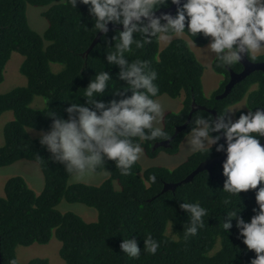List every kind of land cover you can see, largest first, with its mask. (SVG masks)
<instances>
[{
  "label": "trees",
  "instance_id": "16d2710c",
  "mask_svg": "<svg viewBox=\"0 0 264 264\" xmlns=\"http://www.w3.org/2000/svg\"><path fill=\"white\" fill-rule=\"evenodd\" d=\"M28 6L47 8L43 17L48 28L43 35L30 27ZM92 26L87 6L82 4L73 9L67 0H0V84L4 81L5 69L13 53L24 57L21 73L28 81L26 86L0 94V116L6 112L14 115L3 131L0 168L19 161L34 162L41 168L45 181L40 195L22 176L12 177L5 183L4 196H0L2 264H9L12 258H16L18 247L46 245L53 237L62 244L60 256L64 264H250L254 252L247 250L236 238L235 227L232 233L222 229L223 216L226 215V209L220 202L225 179L222 163L216 165L212 172L200 173L192 182L182 184L175 191L163 192L165 184L182 182L202 162L224 156L215 151V146L207 156L192 154L176 169L151 167L143 170L138 161L130 175L122 176L114 162H109L97 172L109 173V179L99 186H92L69 185L72 175L65 171L63 165L53 162L50 153L39 144L37 133L47 129L52 122L48 115L57 111L66 118L63 109L70 106L69 102L84 101L81 97L83 87L96 71L106 68L113 79H117L119 68H109L104 62L107 45L103 36L90 49L97 38ZM114 34V30L109 31V38ZM191 39L198 46L208 43L202 36ZM135 55L151 60L158 70L160 96L184 97L182 110L169 112L163 119L164 129L172 136L177 127L187 122L193 101L217 112L244 99H248L249 107L264 106V80L261 77L260 89L250 92L248 97V89L257 81L253 77L251 82L244 81L234 88L223 100L216 99L223 87L212 97H207L203 90L205 67L183 38L173 39L163 49L159 41H154L137 50ZM55 66L59 68L56 70ZM216 71L221 75L225 72ZM112 83L115 88L110 87L105 93L108 95L106 100L113 98L112 92L123 82L114 80ZM36 97L44 100L42 109L32 108ZM199 112L211 114L205 110ZM189 125L173 139L169 148L154 150L156 143L166 140L145 141L144 152L149 157H156L161 151L178 153L190 131ZM31 128L34 131L28 132ZM152 174L157 176V181L154 184L149 182L146 187L145 182ZM241 197L239 204L244 205L242 215L250 219L252 208L256 206L255 194L249 191L241 193ZM185 198L190 202L199 200L209 209V215L204 218L205 227L187 240L184 239V230L188 227L189 218L179 208L183 201H178ZM63 201L95 209L98 220L88 223L75 213L60 212L58 206ZM148 234L161 241L156 255L142 253L139 260H132L123 254L120 243L124 238L133 236L143 249L144 237ZM20 264H49V261L37 258Z\"/></svg>",
  "mask_w": 264,
  "mask_h": 264
},
{
  "label": "clouds",
  "instance_id": "9594fccd",
  "mask_svg": "<svg viewBox=\"0 0 264 264\" xmlns=\"http://www.w3.org/2000/svg\"><path fill=\"white\" fill-rule=\"evenodd\" d=\"M73 9L85 5L93 22L94 35L102 34L107 45L104 62L119 68L117 79L106 68L96 71L81 97L63 111L51 112V124L37 133L39 144L50 153L53 162L63 165L76 178L97 173L109 162L122 176L132 173L144 155L145 141L167 140L173 136L161 120L160 74L149 59L136 56L154 41L170 43L184 38L191 50L197 48L191 37L208 41L203 48L215 66L231 69L245 59L264 57V0H67ZM175 6L172 11H161ZM109 25L114 35L109 38ZM122 26V29L119 27ZM114 41V43H113ZM123 82L105 99L113 81ZM80 99V98H79ZM241 101L240 103H243ZM238 104H228L217 115L193 116L185 136L190 152L207 156L213 151L224 154L222 175L225 178L220 198L226 215L222 229L241 240L254 252L250 264H264V106L247 111ZM34 131V128L28 130ZM223 141V142H222ZM152 174L146 187L156 183ZM253 191V215L245 219L241 193ZM179 203L189 218L184 239L198 235L205 227L209 209L199 200ZM235 221V224L233 223ZM161 241L151 234L144 237L143 249L133 236L123 239L120 249L129 259L139 260L142 253L156 255ZM9 264H20L12 258Z\"/></svg>",
  "mask_w": 264,
  "mask_h": 264
},
{
  "label": "rangeland",
  "instance_id": "374dc122",
  "mask_svg": "<svg viewBox=\"0 0 264 264\" xmlns=\"http://www.w3.org/2000/svg\"><path fill=\"white\" fill-rule=\"evenodd\" d=\"M47 8L40 7H27V18L30 27L37 33L43 35L48 28V23L43 17V13ZM178 39V38H177ZM184 39V38H183ZM171 43V42H170ZM161 49L167 47L169 43L160 42ZM47 43H45V46ZM207 45V44H206ZM205 45V46H206ZM205 46H198L192 49L196 54L198 60L204 65L205 71L203 75V90L207 97H212L216 91L221 78L212 70L213 60L211 57H206L203 53ZM24 62V57L18 53H13L9 62L7 63L4 81L0 84V94H5L17 87H23L27 85V78L21 73V66ZM59 66H55L57 70ZM183 99L181 96L178 99H172L167 95L161 96V102L164 105V115L161 120L163 126L164 116L169 112H180L183 108ZM244 99L243 101H245ZM246 104V103H245ZM243 103L238 104L243 107ZM34 109H42L44 106V100L41 97H36L31 104ZM14 118L12 112L3 113L0 116V145L4 143L3 131L8 122ZM192 152L187 147L186 139L182 141L179 152L176 154H169L165 151H161L156 157H149L144 152L143 157L139 161L143 170L151 167H165L168 169H176L182 165ZM22 176L29 187L37 194L40 195L45 186L44 176L39 165L30 161H19L11 166L0 168V196H4V186L8 179ZM110 177L109 173H94L82 178L71 177L69 185L87 184L92 186H99L103 184ZM58 210L62 213H75L83 218L88 223H93L98 220V212L95 209L89 208L83 204H72L67 201L61 202L58 206ZM61 242L53 237L51 241L46 245L35 244L30 247H18L16 250V258L21 263H27L32 259L44 258L49 261V264H64L63 259L60 256Z\"/></svg>",
  "mask_w": 264,
  "mask_h": 264
},
{
  "label": "flooded vegetation",
  "instance_id": "af4514ba",
  "mask_svg": "<svg viewBox=\"0 0 264 264\" xmlns=\"http://www.w3.org/2000/svg\"><path fill=\"white\" fill-rule=\"evenodd\" d=\"M257 65H264V57H261V58L257 59L256 61H251V60L245 59L244 61H242V63L236 65L234 68H231V69L218 68L215 66V62L213 61L212 70H214V72L221 78V80L219 81V85H218L216 91L214 92V95L217 93L218 90H220L223 87L222 92H220L218 95H216V99L217 100H223V99L227 98L232 93L234 88L244 84L245 82H251L252 77L254 79H257V81L252 83V85L250 86V88L247 91L246 97H248L250 95L249 94L250 92L259 90L260 86L262 84L261 79L264 80V70H259L256 67ZM216 70H225V72L221 75ZM246 71L249 72L247 74V76L244 79L239 80L238 76L242 75ZM259 77H261V79H259ZM242 82H244V83H242ZM228 88H230L229 91H228ZM193 102H195V101H193ZM245 103L248 105V99H246L244 101V104ZM238 104H240V102ZM208 110L217 112L216 110H211V109H208ZM243 110H247V106H245V108ZM217 114H218V112H217Z\"/></svg>",
  "mask_w": 264,
  "mask_h": 264
},
{
  "label": "water",
  "instance_id": "95a60500",
  "mask_svg": "<svg viewBox=\"0 0 264 264\" xmlns=\"http://www.w3.org/2000/svg\"><path fill=\"white\" fill-rule=\"evenodd\" d=\"M161 11H172V13L174 14L175 13V6H171L170 9H162ZM121 29H122V26H119ZM109 28H110V31L113 30V26L112 25H109ZM101 37H102V34H99L97 36V38L95 39V41L93 42L92 46L90 49H93L101 40ZM259 70H264V65H257L256 66ZM249 72L246 71L245 73H243L242 75L238 76V79L239 80H242L244 79L247 74ZM230 88H228V91H229ZM199 110H205V111H208L210 112L212 115H217V112L215 111H210L208 110L206 107L204 106H200L198 105L196 102H193L192 104V110H191V113L189 115V118L187 120V122L185 124H183L182 126L180 127H177L176 128V131H175V134L172 138L175 139L181 132H183L184 130L187 129L190 121H191V118H192V115L196 112V111H199ZM223 142V141H222ZM171 146V142L170 141H162V142H159V143H156L155 147H154V150L157 149V148H169ZM225 159V156H217V157H214L212 159H209L205 162H202L197 168L195 171H193L188 177H186L182 182H179V183H168V184H165L164 185V189H163V192H167V191H175L179 186H181L182 184H186V183H189V182H192L194 180V178L199 175L200 173L204 172V171H209V172H212L214 167L216 165H218L219 163H222V161ZM0 264H2V258H1V250H0Z\"/></svg>",
  "mask_w": 264,
  "mask_h": 264
}]
</instances>
